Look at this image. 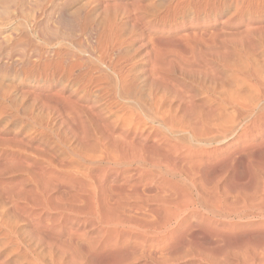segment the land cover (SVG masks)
I'll return each mask as SVG.
<instances>
[{"label":"bare ground","instance_id":"bare-ground-1","mask_svg":"<svg viewBox=\"0 0 264 264\" xmlns=\"http://www.w3.org/2000/svg\"><path fill=\"white\" fill-rule=\"evenodd\" d=\"M0 264H264V0H0Z\"/></svg>","mask_w":264,"mask_h":264}]
</instances>
